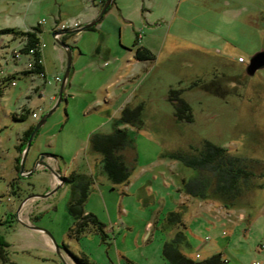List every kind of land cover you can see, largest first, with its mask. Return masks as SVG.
Masks as SVG:
<instances>
[{
    "label": "rangeland",
    "instance_id": "obj_1",
    "mask_svg": "<svg viewBox=\"0 0 264 264\" xmlns=\"http://www.w3.org/2000/svg\"><path fill=\"white\" fill-rule=\"evenodd\" d=\"M94 12L89 0H0V236L10 261L64 264L48 237L19 218L47 232L70 264L71 255L90 264H169L163 246L178 230L187 237L180 245L187 257L220 253L226 264H264V68L252 76L245 72L250 58L264 50V0H115L93 30L66 38L72 66L63 99L34 137L25 170L48 154L57 158L64 180L73 171L91 176L84 209L106 226L107 236L88 231L69 237L74 221L65 185L46 199L29 200L16 217L24 198L55 185L43 168L19 177L16 162L24 133L52 108L56 78L63 77L66 54L55 45L52 24L82 26ZM42 20L44 70L30 73L34 60L20 54L25 38L1 31L33 33ZM135 46L148 48L155 59L137 62ZM171 90L189 104L191 123L174 117ZM125 108L139 112L136 126L119 125L130 134L137 160L128 183L113 185L88 138L111 133ZM203 141L262 165L259 187L233 207L184 193L182 181L196 171L162 157ZM171 212L181 213V227L165 226Z\"/></svg>",
    "mask_w": 264,
    "mask_h": 264
},
{
    "label": "trees",
    "instance_id": "obj_2",
    "mask_svg": "<svg viewBox=\"0 0 264 264\" xmlns=\"http://www.w3.org/2000/svg\"><path fill=\"white\" fill-rule=\"evenodd\" d=\"M105 0L100 1V5ZM115 4V0L113 2ZM112 4V5H113ZM111 5V6H112ZM109 10V9H108ZM107 10V11H108ZM77 28V27H75ZM95 27L88 30H93ZM73 29V28H71ZM33 33L15 31L14 29L2 30V34H12L17 37H24L22 54L33 51L36 61L34 69L30 73H43V66L38 64L42 60L41 54L37 51L38 44L42 43L41 28L35 27ZM71 35L62 36L61 40L66 42V38ZM45 44V43H44ZM134 59L140 62L152 61L155 59L153 53L144 46H135ZM25 73V75L29 74ZM174 107V117L177 121L191 123L192 114L189 104L180 97V93L175 90L169 92L168 98ZM139 112L132 113L128 108L122 111L121 118L113 125L111 133H93L88 138V146L91 152L101 156V166L107 179L113 185L127 184L133 170V165L137 160L133 140L126 129L119 128L120 124L136 126L139 122ZM21 118V117H20ZM19 118V119H20ZM13 117L14 121L19 120ZM23 120V119H21ZM33 127L29 128L23 136V142L18 146L19 153L25 147ZM162 157L182 162L184 165L196 171L194 177L183 180V192L193 197L203 200L214 199L222 202L226 208L233 207L235 203L247 196L259 187L256 183L257 175L261 174L262 165L255 160L243 159L228 153L222 147L215 146L207 141H203L199 147H190L189 151H175L162 154ZM19 166V159L16 160ZM91 176L78 172H71L65 178V186L70 190V199L67 210L73 219V226L69 230V237L79 239L82 234L88 231L99 233L103 238L107 236L106 226L98 218L85 211L84 205L88 198L89 191L93 186ZM182 215L180 212H171L164 220L165 226H182ZM181 244H187V237L183 231L178 230L172 240L165 242L162 250V257L169 264H226L220 253L209 257L195 260L182 254ZM8 244L0 236V264H16L10 261L6 251ZM75 264H90L84 257L71 255Z\"/></svg>",
    "mask_w": 264,
    "mask_h": 264
},
{
    "label": "water",
    "instance_id": "obj_3",
    "mask_svg": "<svg viewBox=\"0 0 264 264\" xmlns=\"http://www.w3.org/2000/svg\"><path fill=\"white\" fill-rule=\"evenodd\" d=\"M113 2H114V0H105V2L102 4V6L100 8V11H99L98 15L92 21H90V22H88V23H86V24H84L82 26H79V27L73 28V29L63 30L61 32H52V37L54 39L55 45H57L60 48H62L64 50L65 54H66L65 70H64L63 77H62L60 85H59V90H58V93H57V99H56L54 105L35 124L32 132H31V134L29 136V138L27 139L25 147H24V149L21 152V156H20V160H19V177H24V178L30 177L34 173H36L39 170V168H43L44 172L48 171L54 177L55 185H54V187H52V189L47 191L45 194H42V195L32 194V195H29L26 198H24L20 202L18 207H17L16 217L18 216V213L20 212V210L24 207V205L29 200H31V199H37V200L46 199V198L50 197L51 195H53L59 188H61L62 186L65 185V180H64V177H62V175H61L62 173H61V170L59 169L57 158L55 156H53V155H48V154L39 155L38 159L35 161L32 169L25 170V163H26L28 152H29L30 147H31V143H32L34 137L36 136V134L38 133V131L45 124L47 118L53 113L55 108L62 101L63 93H64L65 87L67 85L69 76H70V70H71V66H72V48L68 44L63 42L60 39V37L64 36V35L76 34V33H79L81 31L88 30L90 28L95 27L103 19L104 15L106 14L107 10L111 7ZM263 68H264V50H261V51L257 52L256 54H254L250 58L245 72H246L247 75H251L252 76V75L255 74V72L257 70L263 69ZM48 160L52 161V165H50L47 162ZM17 220L24 227H26L28 229H31L33 231H38V232L43 233L44 235H46L48 237L52 247H53V251L57 255L60 256V258L62 259L64 264H70V263H66V261L63 259L62 253H61L59 247L57 246V244L55 243L53 238L47 232H45L44 230H42L40 228L32 227L30 224L24 223L19 218ZM73 264H75V262H73Z\"/></svg>",
    "mask_w": 264,
    "mask_h": 264
},
{
    "label": "built area",
    "instance_id": "obj_4",
    "mask_svg": "<svg viewBox=\"0 0 264 264\" xmlns=\"http://www.w3.org/2000/svg\"><path fill=\"white\" fill-rule=\"evenodd\" d=\"M45 23V20H42L39 24H38V26L39 27H42V24H44ZM75 27H78V24L77 23H73L70 27H66L65 26V24H61V23H54L53 24V26H52V32H61V31H63V30H67V29H71V28H75ZM43 48H45V44L42 42V43H39L38 44V48H37V51L41 54V51L43 50ZM20 53V52H19ZM20 54H22V53H20ZM20 54H18V52L15 50V51H13L12 52V56H13V58L15 59H19L20 57ZM28 57H30L31 59H33L34 60V53H33V51H29L28 53H25ZM41 58V57H40ZM238 62L239 63H241V62H243V58H241V57H239V59H238ZM36 63V61L34 60V64ZM37 63L38 64H41L42 63V60H38L37 61ZM33 67V65L30 67V68H32ZM42 76V75H41ZM43 77V76H42ZM56 81L57 82H60V80L58 79V78H56ZM38 116H37V114L36 113H33V119H36ZM252 264H263V263H258V262H256V263H252Z\"/></svg>",
    "mask_w": 264,
    "mask_h": 264
},
{
    "label": "crops",
    "instance_id": "obj_5",
    "mask_svg": "<svg viewBox=\"0 0 264 264\" xmlns=\"http://www.w3.org/2000/svg\"><path fill=\"white\" fill-rule=\"evenodd\" d=\"M89 1H91V2L93 3V8H94V10H95V12H94L95 15H92L91 18H90L91 20H89L88 22L92 21V20L98 15L99 10H100L99 5H100V1H101V0H89ZM29 2H30V1H29ZM97 3H98V7H97V6L95 7V5H96ZM88 22H87V23H88ZM73 23H74V22H73ZM73 23H72V24H73ZM75 23L78 24V22H76V21H75ZM52 26H53V24H52ZM79 26H80V24L78 25V27H79ZM38 27H39V26H38ZM40 28H41L42 31L44 30L43 27H40ZM43 50H44V49H43ZM43 50H42V51H43ZM133 58H134V55H133ZM136 61H137V60H136ZM42 62H43V61H42ZM137 62H140V61H137ZM63 65H64V70H65V63H63ZM59 83H60V82H59ZM19 140H20V139H19ZM19 140H18V144H17V146H18L19 143H20ZM15 148H16V147H15ZM16 152H17V150H16ZM37 158H38V157H37ZM37 158H36V159H37ZM14 159H15V158H14ZM36 159L34 158L33 162H34ZM51 165H52V164H51ZM41 172H44V170L41 171Z\"/></svg>",
    "mask_w": 264,
    "mask_h": 264
},
{
    "label": "flooded vegetation",
    "instance_id": "obj_6",
    "mask_svg": "<svg viewBox=\"0 0 264 264\" xmlns=\"http://www.w3.org/2000/svg\"><path fill=\"white\" fill-rule=\"evenodd\" d=\"M38 159V158H37Z\"/></svg>",
    "mask_w": 264,
    "mask_h": 264
}]
</instances>
